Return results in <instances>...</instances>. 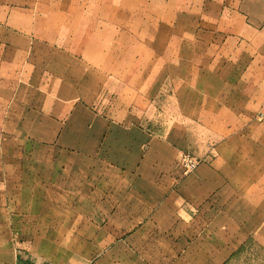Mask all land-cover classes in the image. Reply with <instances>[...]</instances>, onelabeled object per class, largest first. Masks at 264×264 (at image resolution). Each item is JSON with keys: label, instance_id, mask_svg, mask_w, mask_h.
I'll use <instances>...</instances> for the list:
<instances>
[{"label": "crops", "instance_id": "0c3cea01", "mask_svg": "<svg viewBox=\"0 0 264 264\" xmlns=\"http://www.w3.org/2000/svg\"><path fill=\"white\" fill-rule=\"evenodd\" d=\"M70 225L84 264L264 249V0H0V264Z\"/></svg>", "mask_w": 264, "mask_h": 264}, {"label": "rangeland", "instance_id": "374dc122", "mask_svg": "<svg viewBox=\"0 0 264 264\" xmlns=\"http://www.w3.org/2000/svg\"><path fill=\"white\" fill-rule=\"evenodd\" d=\"M118 40L121 41L120 35H119ZM135 40L136 39H134L132 36H130V38L128 39L129 42L135 41ZM113 52H114V58L115 57L120 58L122 52L123 53L127 52L129 55V59L131 57H134V55L138 53V51L135 49L125 50V51L124 50L121 51L120 49H118V50H114ZM114 62L120 63V59H114ZM135 67H136L135 65H132V68H135ZM151 67L152 66H150V68ZM113 69H114V72H119L121 70V66L114 65ZM125 84L127 87L129 86L131 88L130 90H133L131 92H134L137 86L142 83L130 81ZM171 85L172 87L168 86L166 88L167 91H170V89L172 91H175L176 89H178V83L176 84L171 83ZM176 107L177 105L174 101L169 102L168 99H165V100L159 99L157 103V110H159L161 114H160V117L158 114L155 115V118L157 119V121L159 119V122H161V120H163L162 118L164 117L163 111L165 112L168 111V114L171 115L172 112L176 109ZM150 117H153V114L146 115V118L150 119ZM46 228L48 229V237L50 238V240L43 241V242L41 241L33 242V243H29L28 245L29 247H32L31 249L34 251L35 254H38V256L43 255L40 258H33L32 264H84L80 259L72 257L73 256L72 251L74 249H82L85 243L74 242L69 238V235L76 234V233H84L87 230L86 227L70 225V226H63V227L48 226ZM102 228L103 227H99V226L96 227L98 234L103 232ZM61 230L62 232L65 233L64 234L65 241L57 242L54 239L51 240V238H55L56 235L60 234ZM58 249L61 251L64 250V256L61 258L57 257ZM228 264H264V249L259 248L253 244H248L240 252H238V254H236V256L232 260H230Z\"/></svg>", "mask_w": 264, "mask_h": 264}, {"label": "built area", "instance_id": "2783aa9c", "mask_svg": "<svg viewBox=\"0 0 264 264\" xmlns=\"http://www.w3.org/2000/svg\"><path fill=\"white\" fill-rule=\"evenodd\" d=\"M200 163V161H197L191 154L188 153L183 154L181 157V166L187 174L194 172Z\"/></svg>", "mask_w": 264, "mask_h": 264}]
</instances>
